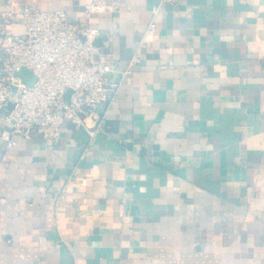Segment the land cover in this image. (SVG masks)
Returning <instances> with one entry per match:
<instances>
[{"label": "crops", "instance_id": "obj_1", "mask_svg": "<svg viewBox=\"0 0 264 264\" xmlns=\"http://www.w3.org/2000/svg\"><path fill=\"white\" fill-rule=\"evenodd\" d=\"M91 1L0 11L84 22ZM103 1L89 24L117 93L94 137L66 122L55 145H0V264H264V0Z\"/></svg>", "mask_w": 264, "mask_h": 264}, {"label": "built area", "instance_id": "obj_2", "mask_svg": "<svg viewBox=\"0 0 264 264\" xmlns=\"http://www.w3.org/2000/svg\"><path fill=\"white\" fill-rule=\"evenodd\" d=\"M7 6L0 11V119L5 124L0 145L13 147L17 136L34 132L47 145H55L66 122L89 129L91 137L99 134L105 118L96 108L114 99L120 82L108 78L114 66L95 43L101 31L89 19L118 5L93 0L85 5L84 22L70 19L64 10ZM11 23H22L25 30L3 47L2 37ZM23 67L34 75L32 85L18 75ZM87 118L94 120L92 126Z\"/></svg>", "mask_w": 264, "mask_h": 264}, {"label": "water", "instance_id": "obj_3", "mask_svg": "<svg viewBox=\"0 0 264 264\" xmlns=\"http://www.w3.org/2000/svg\"><path fill=\"white\" fill-rule=\"evenodd\" d=\"M95 43L98 44L99 41L96 39ZM18 75L23 79V81L25 83H27L28 85H32L33 82L35 81V77L32 74V72L27 69L26 67H23L20 72L18 73Z\"/></svg>", "mask_w": 264, "mask_h": 264}, {"label": "rangeland", "instance_id": "obj_4", "mask_svg": "<svg viewBox=\"0 0 264 264\" xmlns=\"http://www.w3.org/2000/svg\"><path fill=\"white\" fill-rule=\"evenodd\" d=\"M65 98H66V99L69 98V92L66 93Z\"/></svg>", "mask_w": 264, "mask_h": 264}]
</instances>
